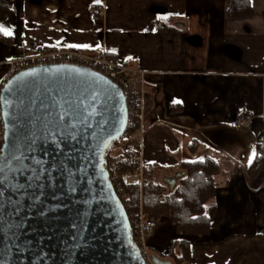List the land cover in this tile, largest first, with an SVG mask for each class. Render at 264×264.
<instances>
[{
    "label": "crops",
    "instance_id": "1",
    "mask_svg": "<svg viewBox=\"0 0 264 264\" xmlns=\"http://www.w3.org/2000/svg\"><path fill=\"white\" fill-rule=\"evenodd\" d=\"M0 84L24 45H67L106 56L144 73L142 166L172 169L205 155L246 168L264 127V0L230 18L228 0H1ZM179 101V103H177ZM249 129H233L239 117ZM194 145L190 147V144ZM214 215L206 236L189 238L190 264H264V169L215 178ZM147 249L167 258L178 239L165 218Z\"/></svg>",
    "mask_w": 264,
    "mask_h": 264
},
{
    "label": "water",
    "instance_id": "2",
    "mask_svg": "<svg viewBox=\"0 0 264 264\" xmlns=\"http://www.w3.org/2000/svg\"><path fill=\"white\" fill-rule=\"evenodd\" d=\"M0 96L11 105L10 131L2 115L1 150L6 136L17 142L25 137L39 139L60 116L62 126L70 120L76 124L75 130L65 128L66 133L74 132L76 140L61 144L62 152L50 143L36 152L37 159L49 162L46 168L57 161L66 170L52 173L51 186L47 176L42 181L41 201L46 212L52 211L44 216L39 208L28 211L26 200V211L20 214L26 217L23 227L0 236V264H146L104 166L105 149L126 131L127 104L117 85L82 67L39 66L12 76ZM151 260L171 264L155 255Z\"/></svg>",
    "mask_w": 264,
    "mask_h": 264
},
{
    "label": "trees",
    "instance_id": "3",
    "mask_svg": "<svg viewBox=\"0 0 264 264\" xmlns=\"http://www.w3.org/2000/svg\"><path fill=\"white\" fill-rule=\"evenodd\" d=\"M0 7L7 8L1 0ZM227 12L230 18H245L250 14V1L228 0ZM0 40H7V37L0 34ZM131 138L133 142H137V127L131 131ZM124 140L123 137L111 142L105 149L104 159L108 161L122 158L119 165V183L126 197L121 203L127 202L131 205L125 210L129 219L131 215L141 212L146 220L157 222L165 218L173 226L178 239L170 242L167 258L150 251L151 256L155 255L171 264H190L189 238L209 234L215 209L211 200L217 189L216 176L221 173L229 178L243 172L247 177L254 178L264 169L263 127L260 142L255 145L254 158L246 168L233 163L228 170L222 171L221 162L224 158L205 155L201 159L181 161L172 169L144 166L141 182L125 183L123 175L135 169V164L132 163L133 154L112 150L113 145L119 146ZM193 145L191 143L190 147Z\"/></svg>",
    "mask_w": 264,
    "mask_h": 264
},
{
    "label": "built area",
    "instance_id": "4",
    "mask_svg": "<svg viewBox=\"0 0 264 264\" xmlns=\"http://www.w3.org/2000/svg\"><path fill=\"white\" fill-rule=\"evenodd\" d=\"M65 65L82 67L97 72L111 80L121 90L127 104V124L124 134V142L119 146H113L115 150L133 154L132 163L135 169L123 175L122 179L125 183L141 182L142 179V163L140 158V145L133 142L131 131L136 127L138 129V139L142 135L143 122V92L138 91V83L144 78V73L136 72L123 63H118L115 59L106 56L103 47H97L90 51H79L70 48L46 49L42 46H36L34 49L29 45H24L22 56L8 63L6 74L0 84V90L3 85L15 74L30 67ZM251 126L250 118L246 116L239 117L230 124L233 129H249ZM4 142V123L0 109V150ZM122 158H112L105 161V168L108 174V180L112 185L119 200H125V193L122 185L119 183V165ZM124 209L130 208L127 202L122 203ZM133 231L134 242L139 248L140 253L146 264H154L151 256L148 254L146 240L156 229L155 221L146 220L141 212L138 215H131L129 219Z\"/></svg>",
    "mask_w": 264,
    "mask_h": 264
},
{
    "label": "snow or ice",
    "instance_id": "5",
    "mask_svg": "<svg viewBox=\"0 0 264 264\" xmlns=\"http://www.w3.org/2000/svg\"><path fill=\"white\" fill-rule=\"evenodd\" d=\"M0 34L11 36L13 32L0 24ZM70 48L89 47L87 45H67ZM179 103V101H177ZM10 103L7 98L0 96V108H3L2 115L5 118L6 131H10L9 124L11 123L9 108ZM64 117L60 116L54 128L47 132H42L40 138L25 137L23 141L17 142L15 139H9L7 136L6 144L3 150H0V236H6L13 228H22L23 220L20 214L25 209V201H28L27 210L35 208L40 209V215L44 216L52 209H44L41 201V196L44 194V184L42 181L47 176L49 186L52 182V173L64 171L63 162L53 161L49 167H45L49 162L36 158V152L40 145L50 143L57 153L63 151L61 144L76 140L74 132H65V128L76 129V124L71 120L62 126ZM90 127V125H87ZM55 137H59L57 140ZM66 137V139H65ZM46 150V149H45ZM27 173V175H25ZM21 178L26 182L21 183ZM11 193L6 198V194ZM39 193V194H37ZM15 197V198H13ZM19 219L18 223L13 224V221Z\"/></svg>",
    "mask_w": 264,
    "mask_h": 264
},
{
    "label": "rangeland",
    "instance_id": "6",
    "mask_svg": "<svg viewBox=\"0 0 264 264\" xmlns=\"http://www.w3.org/2000/svg\"><path fill=\"white\" fill-rule=\"evenodd\" d=\"M113 146H114V145H113ZM114 147H115V146H114ZM112 150H115V148L112 147ZM115 152H116V151H115ZM115 152H114V153H115ZM114 155H115V154H114ZM112 156H113V155H112ZM147 251H148V254L151 256V254H150V253H151L150 250L147 249Z\"/></svg>",
    "mask_w": 264,
    "mask_h": 264
}]
</instances>
